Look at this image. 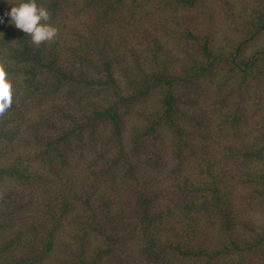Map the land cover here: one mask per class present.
<instances>
[{
    "label": "trees",
    "instance_id": "obj_1",
    "mask_svg": "<svg viewBox=\"0 0 264 264\" xmlns=\"http://www.w3.org/2000/svg\"><path fill=\"white\" fill-rule=\"evenodd\" d=\"M17 2L0 264H264V0Z\"/></svg>",
    "mask_w": 264,
    "mask_h": 264
},
{
    "label": "clouds",
    "instance_id": "obj_2",
    "mask_svg": "<svg viewBox=\"0 0 264 264\" xmlns=\"http://www.w3.org/2000/svg\"><path fill=\"white\" fill-rule=\"evenodd\" d=\"M5 15L10 17L9 24L30 36L31 43L37 47L42 43L53 42L58 36L59 30L50 23L51 15L48 9L38 5L36 0H18ZM11 64L7 58H0V116H3L13 103V76L6 71Z\"/></svg>",
    "mask_w": 264,
    "mask_h": 264
}]
</instances>
